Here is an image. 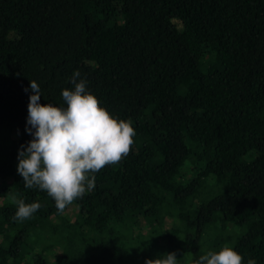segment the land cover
Segmentation results:
<instances>
[{
    "label": "trees",
    "instance_id": "1",
    "mask_svg": "<svg viewBox=\"0 0 264 264\" xmlns=\"http://www.w3.org/2000/svg\"><path fill=\"white\" fill-rule=\"evenodd\" d=\"M78 70L136 135L63 213L17 173L29 81ZM42 207L14 221L10 195ZM264 264V0H0V264Z\"/></svg>",
    "mask_w": 264,
    "mask_h": 264
},
{
    "label": "clouds",
    "instance_id": "2",
    "mask_svg": "<svg viewBox=\"0 0 264 264\" xmlns=\"http://www.w3.org/2000/svg\"><path fill=\"white\" fill-rule=\"evenodd\" d=\"M80 77V72L74 71L70 78L73 88L61 92L66 107L41 105L36 81H29L24 89L32 93L25 128L32 139L18 149L16 171L25 188L46 192L60 213L95 188L96 173L127 157L136 135L132 121L110 115ZM10 198L17 206L11 218L14 221L31 219L42 207L38 202L25 203L15 193ZM242 259L225 245L201 255L195 264H242ZM145 264H178V259L175 252H170L146 259ZM247 264L256 261L249 259Z\"/></svg>",
    "mask_w": 264,
    "mask_h": 264
}]
</instances>
